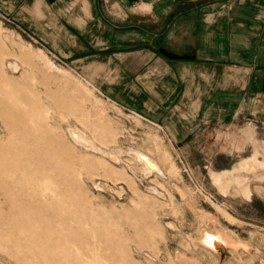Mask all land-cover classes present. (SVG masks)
Listing matches in <instances>:
<instances>
[{
	"label": "rangeland",
	"instance_id": "374dc122",
	"mask_svg": "<svg viewBox=\"0 0 264 264\" xmlns=\"http://www.w3.org/2000/svg\"><path fill=\"white\" fill-rule=\"evenodd\" d=\"M5 31L14 34V40L19 34L22 41L16 39V46H7L2 41ZM22 43L33 52L30 64L20 59ZM37 52L45 54L47 58L43 55V61L49 59L47 62L58 67L39 62ZM6 58L19 59L22 68L5 72ZM79 98L85 100L86 114L81 110ZM5 102L15 110H6ZM21 110L27 115L21 116ZM78 118L81 125L89 127L108 145L145 147L159 159L152 138L160 135L163 147L179 169L177 178L167 182L168 188L173 183L187 186L200 208L221 216L227 227L253 241L257 251L260 250L253 263L264 264V184L254 183L253 196L247 200L222 195L210 178V169H229L241 157L249 156L250 137L264 140V124L244 120L231 125H207L193 142L174 141L162 126L150 124L101 98L84 76L61 63L39 41L21 35L3 17H0V135H5L0 139V192L7 191L14 201L8 212L31 227L25 231L24 240L14 241V230L6 235L0 233L1 252L18 264H166L168 256L184 246L186 239L182 232L167 228L165 221H176L185 233L196 231L198 223H193L191 213L186 218H176L164 207L162 198L149 194L148 185L157 182L151 181L153 176L136 178L139 184L136 187L123 169L73 148L65 129L78 124ZM106 173L124 187L123 196L92 185V178L99 182ZM48 178H53L55 184L51 197L44 188ZM64 178L70 181L69 185ZM65 190L69 195L64 194ZM134 194L136 202L131 201ZM216 207L233 216L235 222L226 221ZM13 222L17 223L14 219ZM140 247L161 254L152 260L137 254Z\"/></svg>",
	"mask_w": 264,
	"mask_h": 264
},
{
	"label": "crops",
	"instance_id": "0c3cea01",
	"mask_svg": "<svg viewBox=\"0 0 264 264\" xmlns=\"http://www.w3.org/2000/svg\"><path fill=\"white\" fill-rule=\"evenodd\" d=\"M0 17L174 141L193 142L207 125L264 124V0H0ZM3 35L7 46L22 41ZM8 62L22 68L6 58L5 72Z\"/></svg>",
	"mask_w": 264,
	"mask_h": 264
},
{
	"label": "bare ground",
	"instance_id": "6f19581e",
	"mask_svg": "<svg viewBox=\"0 0 264 264\" xmlns=\"http://www.w3.org/2000/svg\"><path fill=\"white\" fill-rule=\"evenodd\" d=\"M2 39L4 42L6 40L8 43H12L11 35H3ZM16 63L8 62V69L17 72L19 66ZM47 65L51 68H55V64L51 62H47ZM86 88L87 87H85V89ZM90 93L92 95L91 91ZM91 95L89 94V96ZM4 135H0V139H2ZM65 136L73 148L95 156L100 161L107 162L114 168L123 169L124 172L130 176L131 181L136 187H139L136 178L144 177L145 179V177L148 178L153 176L151 181L157 180V182L148 185L147 190L150 195L162 198L160 200L165 202L163 203L164 207L176 218H178L177 216L186 218L185 216H187V213H191L194 216L195 222L193 223H198V226H195V229H197L194 233H185L176 221H165L167 228L175 232H180L179 234L182 232L183 238L186 239L184 246L178 247L173 252V255L168 256L166 264H254L253 257L258 255L260 250H258L259 252L257 251L251 239L243 238L231 228L227 227L225 223H223L221 216H217L213 212L200 208L196 197L187 186L180 183H173L171 189L168 188L167 182L177 178L179 169L175 162L172 161L167 148L163 147V142H161L159 137L160 135L154 136V138H152L154 142L152 143L155 144L154 146H156L157 151L160 153L161 159L157 158L150 149H143L145 147L130 146L124 148L118 146L116 143L113 144V146L108 145L101 141L89 127L81 124L68 125L65 129ZM250 138L252 152L249 156L241 157L232 168L219 171L210 169V178L213 185L216 186L218 191L224 196H240L250 200L253 196V184H264V143L260 142L254 135H251ZM115 142L117 141L115 140ZM37 162L38 161H35V163ZM149 162L153 163L154 166H150ZM106 174L105 178H102L99 182H97L95 178H92V185L95 184V187L97 186L99 190L103 189L116 193L120 197L123 196L125 193L124 187L118 186L119 183L113 182L114 180L112 177H110L108 173ZM63 181L65 184L69 185L70 181L68 179L64 178ZM44 188L47 196L51 197L55 188L53 178L45 180ZM67 191L68 190H65V195H69ZM0 194H2L0 195V209L3 210H0V233L6 235L11 230H14V241L17 239L24 240L26 236L25 231L31 227V224L18 219V216H14L15 214L11 215L8 211L13 207V199L10 198L7 191H2ZM44 198L45 197H43V199ZM29 199H31L30 196ZM46 199L50 200V198ZM135 200H137L136 194L131 197V201ZM219 208L220 207H216L220 215H222L226 221L233 224L235 218L221 211L222 209ZM14 209L16 210L17 208ZM13 219L16 220L17 223H14ZM253 247H255V249ZM137 251V254L147 255L152 260H156L161 254H155L148 249L145 250L144 247H140ZM247 253L249 255H247ZM0 264L18 263L8 254L0 251Z\"/></svg>",
	"mask_w": 264,
	"mask_h": 264
},
{
	"label": "water",
	"instance_id": "95a60500",
	"mask_svg": "<svg viewBox=\"0 0 264 264\" xmlns=\"http://www.w3.org/2000/svg\"><path fill=\"white\" fill-rule=\"evenodd\" d=\"M144 158H146V157H144ZM149 165L150 166H154V164L153 163H151V162H149ZM97 187V186H96ZM98 188V187H97Z\"/></svg>",
	"mask_w": 264,
	"mask_h": 264
}]
</instances>
